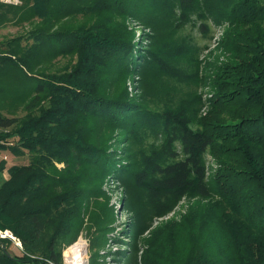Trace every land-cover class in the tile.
Returning a JSON list of instances; mask_svg holds the SVG:
<instances>
[{
    "label": "trees",
    "instance_id": "trees-1",
    "mask_svg": "<svg viewBox=\"0 0 264 264\" xmlns=\"http://www.w3.org/2000/svg\"><path fill=\"white\" fill-rule=\"evenodd\" d=\"M19 2L0 1V27L34 22L0 42V153L26 160L0 183V230L22 250L0 240V264H60L88 220L100 247L114 221L109 177L131 214L122 264H264V0ZM192 16L204 35L208 21L226 24L210 77L181 33ZM130 21L152 33L147 49ZM57 58L70 60L54 69Z\"/></svg>",
    "mask_w": 264,
    "mask_h": 264
},
{
    "label": "rangeland",
    "instance_id": "rangeland-1",
    "mask_svg": "<svg viewBox=\"0 0 264 264\" xmlns=\"http://www.w3.org/2000/svg\"><path fill=\"white\" fill-rule=\"evenodd\" d=\"M6 4H20L19 0H0ZM133 23V21H130ZM36 24V22H35ZM209 30L206 32V35L201 33L198 29L199 21L195 17H191L190 20L185 24L182 30V35H187L193 39L194 43L202 48L198 54V62H199V75L200 77H210L212 76L211 70L215 65L224 62L226 59V54L221 50L219 41L223 35L226 24L224 22L215 24L212 21H208ZM132 27L135 29V39L134 42L137 43V48L147 49L150 40L148 35H152V33L141 26H137L135 23L132 24ZM34 28V22H28L23 24H16L14 22L6 23L5 25L0 27V42L6 41L9 39H13L17 36L24 35L26 32L30 31ZM70 58H57L53 60V68H61L68 64ZM55 62V63H54ZM57 64V65H55ZM209 79V78H207ZM29 82H33L29 79ZM127 89L130 96L139 95L140 90V76L139 74H134L131 78L127 80ZM193 91L192 86L188 89ZM195 92V91H194ZM197 95L200 97V108L198 111V115L204 116L210 109V99L213 95V91L209 84V81H203L201 86L197 89ZM23 107H19L16 116L23 115L22 113ZM1 113L4 115H10L8 113V108H4L1 110ZM6 132L7 130H0V132ZM119 151H121L119 149ZM0 156L6 157L4 168L0 172V183L3 179L8 178V174L6 169H8L11 165L17 164L20 162H24L26 157L17 158L12 157L6 153H0ZM207 163L209 164V158H207ZM103 192L108 197V208H110L113 212L114 221L111 225V231L106 234L104 242L100 247L94 246V250L90 248L91 243H96V229L97 227L94 223L86 222V226L79 234L78 238L71 243L70 245L63 246L61 250V263L66 264L65 256L66 250L74 245L76 242L81 241L85 244L84 253L82 260L84 264H93V261H96L95 264H122L120 261V257L122 253L128 250V239L125 236V231L129 225V221L131 220V214L124 208L123 200H124V190L116 179L109 177L103 187ZM186 202H181L172 213L163 218L154 219L150 229L143 234L142 237H148L149 231L154 229L161 222L167 221L172 218L178 219L181 214L185 213L186 210ZM81 244L80 242L75 245ZM83 245V244H81ZM8 251L12 254H20V250L13 245L7 243ZM81 253V254H82ZM97 253V258L94 257V254ZM80 259L77 261V263ZM47 263V262H46ZM76 263V264H77ZM35 264V263H30Z\"/></svg>",
    "mask_w": 264,
    "mask_h": 264
},
{
    "label": "built area",
    "instance_id": "built-area-1",
    "mask_svg": "<svg viewBox=\"0 0 264 264\" xmlns=\"http://www.w3.org/2000/svg\"><path fill=\"white\" fill-rule=\"evenodd\" d=\"M1 160H6V157L0 156V161ZM0 240H6L8 241L7 243L13 245L14 247L18 248L19 250H22L21 243L20 241L8 230H0ZM80 242L83 244L81 247H76L75 244ZM76 242L74 245L70 246L66 250V256H65V262L66 264H76L77 261L80 259V261L77 264H84V261L82 260L83 253H84V246L85 244L81 241ZM77 250H83V253L80 254L79 252L76 254H72L71 251L76 252ZM47 264H56L50 261H47Z\"/></svg>",
    "mask_w": 264,
    "mask_h": 264
},
{
    "label": "bare ground",
    "instance_id": "bare-ground-1",
    "mask_svg": "<svg viewBox=\"0 0 264 264\" xmlns=\"http://www.w3.org/2000/svg\"><path fill=\"white\" fill-rule=\"evenodd\" d=\"M75 246H76V247H81L82 245L79 244V245H75ZM82 247H83V246H82ZM78 252L81 254V253L83 252V250H81V251H80V250H77L76 252L71 251L72 254H76V253H78Z\"/></svg>",
    "mask_w": 264,
    "mask_h": 264
},
{
    "label": "water",
    "instance_id": "water-1",
    "mask_svg": "<svg viewBox=\"0 0 264 264\" xmlns=\"http://www.w3.org/2000/svg\"><path fill=\"white\" fill-rule=\"evenodd\" d=\"M7 255L9 256V254L7 253ZM10 257V256H9Z\"/></svg>",
    "mask_w": 264,
    "mask_h": 264
}]
</instances>
